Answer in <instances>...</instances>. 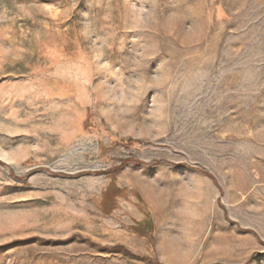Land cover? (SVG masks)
<instances>
[{
    "label": "rangeland",
    "instance_id": "1",
    "mask_svg": "<svg viewBox=\"0 0 264 264\" xmlns=\"http://www.w3.org/2000/svg\"><path fill=\"white\" fill-rule=\"evenodd\" d=\"M0 264H264V0H0Z\"/></svg>",
    "mask_w": 264,
    "mask_h": 264
}]
</instances>
